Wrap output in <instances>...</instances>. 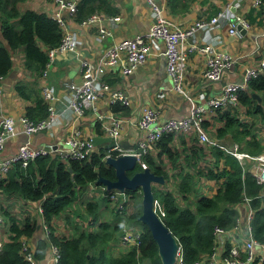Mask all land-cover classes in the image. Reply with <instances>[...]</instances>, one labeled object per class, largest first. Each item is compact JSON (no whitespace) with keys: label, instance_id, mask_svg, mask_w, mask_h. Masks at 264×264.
<instances>
[{"label":"trees","instance_id":"trees-1","mask_svg":"<svg viewBox=\"0 0 264 264\" xmlns=\"http://www.w3.org/2000/svg\"><path fill=\"white\" fill-rule=\"evenodd\" d=\"M22 1L25 0H0V76L12 67V51L21 48L23 66L32 75V79H20L15 89L21 97L32 101V104L26 106L25 114L37 120L48 113V103L41 94L40 78L50 49L60 41L62 28L45 11L32 8L20 10L19 3ZM169 2L175 6V0ZM100 8H104L107 13L117 12L108 0H79L74 15L76 20L82 21ZM263 13V7H252L246 20L249 23L255 20L261 23L264 20ZM253 93L260 95V102ZM239 102L245 107L246 116L240 117L231 107L216 108L214 114L222 124L213 134L220 139L230 133L232 141L239 143L248 153L263 152L264 135L259 133V129L264 125V68L248 80L244 90H240ZM110 106L113 111L126 107L118 101L111 102ZM203 123L206 126L209 121L204 120ZM173 136V132L163 133L153 147L156 153H151L152 148L142 157L145 164L137 162L135 168L127 171V174L132 175L134 171L147 166L164 176V184L154 183L152 186L154 208L176 237L184 262L193 264L211 251L214 227H231L242 212L240 205L245 197L249 198L253 209L250 221L252 234L257 240L263 241L264 196L260 192L264 184L244 169L234 155L214 146L207 147L213 164L206 165L204 170H197L196 173L198 176L204 174L223 180L211 195L196 193V173L184 171L178 158L182 155V161L193 167H196V163H191L192 157L185 153L184 148L179 151L169 145ZM198 142L195 137L186 149L204 160L207 149ZM103 155V147L98 146V150L93 149L83 158L47 154L36 157L25 167L19 161H14L6 174L0 176V193L18 195L25 203H38L42 213L41 223L48 228V239L58 246L57 264H162L155 240L148 227L138 218L141 213L140 189L125 190L130 197L122 209L111 202L108 195L100 193L95 196L98 200L91 197L83 202L85 212L71 213L70 207L74 205L78 191L83 192L89 183H96L99 176L115 178L114 168L103 160ZM164 156L171 160L173 167H177V173L170 174L164 168ZM165 184H171V189ZM180 199L185 202L181 203ZM102 205L110 209L111 218L108 220L102 219ZM0 211L5 220L3 224L9 230V238L0 247V264H30L21 252V237L31 236L40 223L39 219L29 214L20 217L2 205ZM60 215H63L62 220L72 229L71 233H56L54 218ZM133 220L140 223V228H134L129 223ZM124 226L141 231L137 246L121 242L120 234ZM46 242L42 238L37 241L35 256L38 259L46 256ZM112 243L113 248L110 247Z\"/></svg>","mask_w":264,"mask_h":264},{"label":"crops","instance_id":"crops-1","mask_svg":"<svg viewBox=\"0 0 264 264\" xmlns=\"http://www.w3.org/2000/svg\"><path fill=\"white\" fill-rule=\"evenodd\" d=\"M78 1L76 0V8ZM156 1L163 6L164 14L179 25L189 24L199 17L209 18L218 11H222L223 13L210 27L198 30L193 36L182 43V46L188 50L183 83L188 95L196 103H205L207 99L220 92L224 81L239 80L246 67L257 65L259 60L264 57V20L261 23H258L256 20L250 22L243 34L240 32L233 34L228 30L229 21L233 18L234 14L243 15L246 19L248 11L254 7L252 0H175V6L169 0ZM108 3L113 5L117 9V12L107 13L104 8L96 9L95 11L100 13L102 19L93 23H84L83 21L76 20L75 15H71L65 8L60 11L61 16L66 21L67 29L74 36L75 50L72 52H56L47 74L40 78V87L43 84L49 85L53 88L56 96V99L52 103H54V107L57 110V120L48 129L30 134L25 133L23 129L19 119L22 115L26 116V106L32 104V101L21 97L15 89V84L20 79L31 80L32 75L23 66L24 57L22 49L18 48L12 51V67L1 77L0 81V114L11 115L16 118L18 133L11 138L14 140L13 144L18 142V145H20L28 142L33 148H40L50 144L59 146L60 141L65 142L76 131H78L79 136L91 140V137L94 135L107 133L103 128V124L107 123L109 117L112 115H119L124 119L119 140L125 144H134L144 134V131L137 127L135 121L145 107H155L158 110L159 122L188 113L190 101L186 96L172 89V82L166 69V59L162 53V39H148L150 52L145 62L138 65L129 74L121 73L119 67L116 65L109 66L103 64L101 57L108 46L118 43L123 38L137 34L146 35L154 20L145 0H108ZM22 8L45 11L50 16H53L52 13L58 9L57 5L50 0H25L19 3V9L23 10ZM254 8L257 9L256 7ZM114 16L117 18L115 19ZM262 17L264 19V13ZM101 27L108 29L110 34L101 36ZM203 43L209 44L214 49L227 51L232 55V63L226 68L223 78L219 81H213L204 76L205 54L194 47L188 49L191 44ZM82 60L94 62V70L96 69L97 74H100V78L106 81L111 89L118 88L129 97L130 102L128 105H124L126 107L123 110H112L108 91L106 90H103L100 97L92 104L83 106L82 112H77L69 107L68 102L71 98L69 83L80 81ZM161 93H163L162 96L160 95ZM207 121H209V124L206 125L208 132L214 135L213 133H215L217 128L221 127L222 123L216 118V114H211ZM261 127L262 129L259 130V133L264 135V125L262 124ZM21 135L25 137H20ZM174 135L169 145L176 147L179 151L184 148L185 153L192 157L191 163H196V167H193L192 164L190 165L182 161L183 158L180 155L178 159L184 171L188 170L195 174L197 170H204L206 165L213 164L212 161L208 162L207 155L204 156L203 160V158L200 159L195 153L186 149L197 137L195 133H174ZM224 139L231 140V142L225 143ZM232 139L230 133H228L224 137H221L219 141L228 145L234 143ZM198 143L203 145L200 140ZM154 148L151 150L152 154H155L157 151ZM94 149L98 150V146ZM208 151L207 149L206 154H208ZM15 153L8 152L4 155L0 152V158L9 157ZM178 159H176V162ZM220 163L221 159L219 160ZM163 166L170 174L177 173V167H173L171 160L166 156L163 157ZM243 168L248 170L249 165ZM5 174L6 172L0 173V176H4ZM195 176L198 177L196 193L207 195L213 194L223 180V178H210L204 174L198 176L196 173ZM165 185H168V188L171 189V184ZM85 189L83 192H77V199L74 205L70 207L71 213L85 212L83 210V202L91 197L98 200L95 196L104 193L98 183H89ZM180 202L184 203L185 200L180 199ZM0 205L20 217H23L24 214H29L36 220L39 219L40 223L37 224L39 227H36V231L31 236L26 237L34 250H36L39 239L42 238L47 241L45 248L46 256L41 259L43 262H46L47 254L49 253V239L45 234L44 224L41 223L42 213L37 206L38 203L35 204V202L28 201L25 203L18 195L8 196L0 193ZM240 206L242 207V212L236 217V221L239 219L240 222L239 229L234 230L232 228L235 223L227 228L221 226L226 231L232 232H225L216 237V259L219 261L226 252L227 247L231 245L241 246L243 244L248 223L246 217L248 206L245 204V198ZM101 213L102 219L108 220L111 218L110 209L104 208L103 205ZM62 218L63 215L54 218L56 233H71L72 229L64 223ZM76 218L78 217L76 216ZM234 231L239 232L235 233ZM8 238L9 230L7 229V225H0V244ZM112 245L113 243L110 247L113 248ZM113 251L116 250L113 249ZM254 252L255 258L250 264H264V260L261 258L264 254V249L255 246ZM241 256H243V253H241ZM199 261H201V264H206L208 257H203Z\"/></svg>","mask_w":264,"mask_h":264},{"label":"built area","instance_id":"built-area-1","mask_svg":"<svg viewBox=\"0 0 264 264\" xmlns=\"http://www.w3.org/2000/svg\"><path fill=\"white\" fill-rule=\"evenodd\" d=\"M50 1L57 5L58 9L52 13V17L60 24L62 28V36L59 43L50 49L48 60L44 66L41 77H44L47 74L56 52H72L75 50L74 36L67 29L66 21L61 16L60 11L65 8L71 15H74L76 11V0ZM145 2L154 18L148 33L146 35L137 34L135 36L123 38L118 43L108 46L102 54L101 61L105 65H116L119 67L121 73L129 74L138 65L145 62L147 55L150 52V43L148 42V39H162V53L166 59V69L172 82V89L188 98L190 101V108L188 113L183 116L171 117L159 122L158 110L155 107H145L135 121L137 127L144 131L143 136L139 137L131 147H122L116 142L115 145L104 151V155L102 156L103 160L109 155L116 157L129 153L135 156L137 162L141 161L144 163L142 159L143 155L148 154L163 133H195L205 147L209 148L217 146L221 150L234 155L244 167L249 165L248 170L252 171L250 172L256 176L259 183L264 184V151L258 154H250L243 150L239 143L234 142L227 145L219 141L216 136L210 134L208 128L203 123L204 120H209L211 114H214L216 108L219 107H231L240 115V117L244 118L246 116L245 107L239 102V92L246 88L249 79L257 76L258 73L263 70L264 57L259 60L257 65L246 67L239 80L224 81L221 85L220 92L207 99L205 103H196L192 97L188 95L183 83L188 50L182 46V43L189 37L193 36L198 30L210 27L220 16H222V11H218L215 15L209 18H198L189 24L179 25L164 14L163 6H161L158 1L145 0ZM252 4L257 9L260 7L264 8V0H252ZM114 17L115 19L117 18L116 16ZM101 19L102 16L100 13L94 11L82 21L84 23H93L101 21ZM238 24H242L243 27L246 28V26L249 25V22L243 15L234 14L228 24L229 32L238 34ZM108 34H110L108 29L103 27L100 28L101 36H106ZM193 47L205 54L204 76L213 81L221 80L226 68L232 63V55L227 51L214 49L207 43L191 44L188 49H192ZM81 65L82 73L80 81L69 83L71 98L69 99L68 105L71 109L76 110L77 112H82L83 106L92 104L98 97H100L103 90L108 91L110 102L118 101L122 105L129 104L130 100L126 94L118 88L111 89L110 85L100 78V74H97L96 69L94 70V62L82 60ZM2 76H0V81ZM41 94L44 100L48 103V113L46 116L37 120L30 119L23 115L20 116L19 120L27 134L48 129L50 125L57 120V110L54 107V103H52L56 99L53 88L47 84H43L41 85ZM160 95L162 96L163 93ZM123 123V117L112 115L109 117L108 122L103 124V128L107 132V135L114 136L118 139ZM16 124L17 121L15 117L0 114V150L3 149L7 139L14 137V135L18 133ZM65 144L67 145L65 148H60L57 145L54 147L53 144L40 148H33L28 142H24L19 145L18 151L14 155L0 158V173L7 172L8 168L14 161H19L21 165L25 167L36 157L47 154H58L62 157L71 156L75 158H83L88 156L95 148L91 140L79 136L78 131L73 132V134L65 140ZM207 160L208 162H211L212 160L210 153L207 154ZM100 187L105 195L109 196L111 202L115 203L119 209L123 208L124 203L127 202V198L130 197L124 191L107 189L103 184H100ZM260 195L264 196V188L261 190ZM245 204L248 206L246 214L248 223L243 244L241 246L231 245L227 248L221 260H217L215 245L216 237L219 234L232 231H226L225 228L216 225L213 229V247L210 253L204 256L208 257L206 264H248L255 258V246L264 249V240L259 241L252 234L250 221L253 217V209L249 204L248 197H245ZM38 207L41 211V207ZM3 223L4 216L0 211V225ZM239 227L240 222L239 219H237L232 228L238 230ZM44 231L47 236L48 228L45 225ZM234 232L238 233L239 231ZM140 233L141 231L137 229L124 226L122 233L120 234V240L123 244H133L137 246ZM246 237L247 239L245 240ZM48 244L49 253L47 254L46 262H43L35 256V250L28 238L22 236L21 252L24 259L30 264H57L59 254L58 246L51 242L50 239L48 240ZM241 253H243V256H241ZM261 258L264 260V254ZM173 264H187L181 256L180 247L177 249ZM193 264H201V261L197 260Z\"/></svg>","mask_w":264,"mask_h":264},{"label":"water","instance_id":"water-1","mask_svg":"<svg viewBox=\"0 0 264 264\" xmlns=\"http://www.w3.org/2000/svg\"><path fill=\"white\" fill-rule=\"evenodd\" d=\"M240 33H244L246 28L242 24L237 25ZM260 102L261 97L257 93L252 94ZM94 147L102 146L103 150L113 146L118 142L122 147H131L132 144H125L123 141L116 139L114 136L107 134H98L91 137ZM56 147V145H54ZM105 162L111 165L115 170V178L109 179L99 176L96 183L103 184L107 189H117L125 191L126 189H140L141 191V213L139 220L149 229L153 239L157 244L158 255L162 264H173L175 261L179 243L168 226L163 222L154 208V194L152 186L154 183H164L165 179L162 174H157L144 167L136 170L132 175L127 171L133 170L137 160L133 154H122L119 156H106ZM39 227V225H37ZM250 264V263H248Z\"/></svg>","mask_w":264,"mask_h":264},{"label":"rangeland","instance_id":"rangeland-1","mask_svg":"<svg viewBox=\"0 0 264 264\" xmlns=\"http://www.w3.org/2000/svg\"><path fill=\"white\" fill-rule=\"evenodd\" d=\"M30 1V0H29ZM22 9H24V8H22ZM262 126V125H261ZM262 129V127H260V129L259 130H261ZM41 133H43V132H41ZM22 136H24V135H21L20 137H22ZM25 137V136H24ZM25 139V138H24ZM119 140V139H118ZM13 139H11V138H9V139H7L6 141H5V147L0 151L2 154H7L8 152H17L18 151V142H16L15 144H13ZM225 143H229V142H231V140H226V139H224L223 140ZM59 146H60V148H65V147H67V145L65 144V142H62V141H60L59 142ZM105 151V150H104ZM250 164V163H249ZM251 165V164H250ZM63 222V221H62ZM129 223L131 224V225H133V227L134 228H140V223L139 222H137L136 220H133V221H129ZM62 224V223H61ZM57 225H60V224H57Z\"/></svg>","mask_w":264,"mask_h":264},{"label":"flooded vegetation","instance_id":"flooded-vegetation-1","mask_svg":"<svg viewBox=\"0 0 264 264\" xmlns=\"http://www.w3.org/2000/svg\"><path fill=\"white\" fill-rule=\"evenodd\" d=\"M119 139V138H118ZM124 192H126V191H124Z\"/></svg>","mask_w":264,"mask_h":264},{"label":"clouds","instance_id":"clouds-1","mask_svg":"<svg viewBox=\"0 0 264 264\" xmlns=\"http://www.w3.org/2000/svg\"><path fill=\"white\" fill-rule=\"evenodd\" d=\"M105 161V160H104Z\"/></svg>","mask_w":264,"mask_h":264}]
</instances>
